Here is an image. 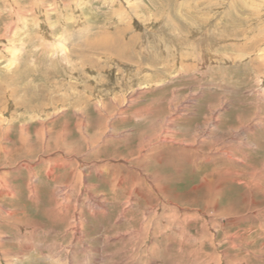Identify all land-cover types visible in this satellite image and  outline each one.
Returning <instances> with one entry per match:
<instances>
[{
	"label": "rangeland",
	"instance_id": "obj_1",
	"mask_svg": "<svg viewBox=\"0 0 264 264\" xmlns=\"http://www.w3.org/2000/svg\"><path fill=\"white\" fill-rule=\"evenodd\" d=\"M198 2L0 0V264H264V0Z\"/></svg>",
	"mask_w": 264,
	"mask_h": 264
},
{
	"label": "bare ground",
	"instance_id": "obj_2",
	"mask_svg": "<svg viewBox=\"0 0 264 264\" xmlns=\"http://www.w3.org/2000/svg\"><path fill=\"white\" fill-rule=\"evenodd\" d=\"M157 1V0H156ZM162 1V0H161ZM167 1V0H166ZM199 2H200V0H198ZM244 1V0H243ZM199 2H198V4H199ZM128 3V2H127ZM183 3H186V2H183ZM196 5V7H199V5ZM246 5V4H245ZM30 6H32V5H30ZM176 7V6H175ZM177 8V7H176ZM201 8V7H200ZM119 9V8H118ZM158 9V8H157ZM171 10V9H170ZM26 11V10H25ZM169 11V10H168ZM257 11V10H256ZM174 12V11H173ZM28 13V12H27ZM33 14V13H32ZM1 16V15H0ZM21 16V15H20ZM19 16V17H20ZM121 17V16H120ZM125 19V18H124ZM153 19V18H152ZM128 21H130V20H128ZM225 22V21H224ZM11 25H8V26H6V28L4 27V29H5V32L3 33V34H1L0 35V41L1 40H5V39H8L9 40V42L13 39V37H11L10 38V36L9 35H11V31H13V29L10 27ZM248 28V27H247ZM17 29V28H16ZM33 31V30H32ZM193 32V31H192ZM2 33V32H1ZM16 32L15 31H13V34H15ZM9 36V37H8ZM12 36V35H11ZM97 36H101V33H100V35H97ZM99 37L98 38H94L93 40H89L88 41V43H87V45H89V42H90V45H93V46H95V47H100L101 46V43L103 42V43H105L106 45L105 46H102V47H104V49H109V50H111V46H109V44H108V41H106V40H102L103 38V36L99 39ZM108 37V36H107ZM191 37V36H190ZM258 39V38H257ZM102 40V42L100 43V41ZM30 43V42H29ZM34 43V42H33ZM119 43V42H118ZM34 45V44H33ZM100 45V46H99ZM122 45V44H121ZM106 46H108V47H106ZM20 48H16V47H10L9 48V50H11L10 51V54L7 56V58H8V62H7V65H6V68L8 69V70H12L13 68H14V66H16L17 65V63H18V58H17V53H19L20 52V50H19ZM85 49H86V47H85ZM117 49H118V47H117ZM7 50V49H6ZM116 51V50H115ZM7 52H9V51H7ZM32 53V52H31ZM79 53L81 54V55H83L84 56V52H83V49H81L80 51H79ZM109 53V52H108ZM179 54V53H178ZM120 55V53L119 52H117V55H116V58H118V56ZM4 56V55H3ZM113 56V55H112ZM121 56V55H120ZM168 56V55H167ZM29 57V56H28ZM115 57V56H114ZM2 58V57H1ZM151 59V58H150ZM255 61V60H254ZM45 62V61H44ZM83 62H86L85 61V59L83 58L82 59V65L83 64H85V63H83ZM186 62V61H185ZM19 64V63H18ZM188 65V64H187ZM85 66V65H84ZM52 67V66H51ZM75 68V67H74ZM238 68V67H237ZM8 74V73H7ZM15 74V73H14ZM59 74V73H58ZM6 75V74H5ZM59 75H61V74H59ZM4 75H2V77H3ZM11 77V76H10ZM17 77V76H16ZM3 81V80H2ZM13 81L14 82H12V87L9 89L8 87H9V85L6 87V91L4 92L3 90H5L4 88L5 87H3L2 86V83L3 82H0V100L2 99V98H4L5 96H11V97H13L12 99H10V100H17V101H19V102H21V105H19L18 104V106H23L24 105V108L25 109H30L31 107H32V105H30V104H28L27 102H26V99H28V96L26 97L25 96V94L27 95V93H28V95L30 96V93L31 92H33V95H34V89L37 87H40L38 84L36 85V83L35 84H33V86H32V84H27V85H24V87H19V85L18 84H16V80L15 79H13ZM237 82V81H236ZM5 84V83H4ZM11 84V83H10ZM13 85H14V87H13ZM261 86V85H260ZM22 92V94L21 95H19L20 93ZM18 96H22V97H18ZM171 100V99H170ZM80 101V100H79ZM83 101V100H82ZM82 101H81V103H82ZM84 102V101H83ZM77 103V102H76ZM68 104V103H67ZM71 104V103H70ZM105 104V103H104ZM31 106V107H30ZM113 106V105H112ZM70 107H72V106H70ZM7 108V107H6ZM32 110H33V108H32ZM37 111V110H36ZM197 113V112H196ZM239 113V112H238ZM198 115V114H197ZM224 115V114H223ZM207 117H210V116H207ZM49 118V117H48ZM181 118V117H180ZM175 120L177 119V118H174ZM242 119V118H241ZM174 120V121H175ZM194 121V120H193ZM207 121V120H206ZM5 122H6V119L5 118H3L2 117V115L0 116V139L2 138V137H4V135L5 136H8V134H9V130L11 129V128H9L8 126H6L5 125ZM238 123V122H237ZM245 124V122L241 125V126H243ZM1 125L3 126V125H5L6 126V128H5V130L3 131L2 130V128H1ZM24 125V126H23ZM26 126H27V124L26 123H24V124H22V127H21V131L24 133L25 131H26ZM230 126V125H229ZM236 126V125H235ZM20 127V126H19ZM239 128V127H238ZM241 128V127H240ZM229 129V128H228ZM227 129V130H228ZM237 129V128H236ZM3 133H5L3 136H2V134ZM165 133H168V132H165ZM41 134V133H40ZM44 135V134H43ZM94 146V145H93ZM225 148V150H223L222 152L224 153V155H226L227 157H230L231 158V149H230V147H228L227 146V148H226V146L224 147ZM229 148V149H228ZM6 151V150H5ZM60 151V150H59ZM66 153H68L67 151H66ZM67 155V154H66ZM161 155V154H160ZM53 159H57V160H62V161H64V164H66V160H65V158H64V155H62V154H60V153H58V154H55V157L53 158ZM79 159V158H78ZM66 161V162H65ZM71 161V160H70ZM67 163H69V161L67 162ZM77 165V164H76ZM127 174H129V173H127ZM34 175H35V173H34ZM33 175V176H34ZM81 175H83V174H81ZM137 175V174H136ZM138 177H139V175H137ZM137 178V177H136ZM2 181H4V177H0V182H2ZM122 180H118V182H117V184H122ZM5 186V188H3L2 190H0V192H4L5 190H7L6 188L8 187V184L6 183V185H4ZM160 188V190H162V188L161 187H159ZM148 192V193H147ZM145 193H146V196L147 195H149L148 197H146L147 199H149V200H151L152 199V197H153V192L152 191H149V189H147V190H145ZM155 195V194H154ZM61 208V207H60ZM186 218V217H185ZM184 218V219H185ZM234 220H236V219H234ZM144 227V226H143ZM141 228V227H140ZM143 229V228H142ZM1 253V252H0ZM22 255V254H21ZM37 259V258H36Z\"/></svg>",
	"mask_w": 264,
	"mask_h": 264
}]
</instances>
